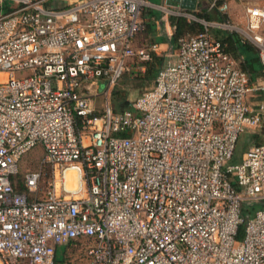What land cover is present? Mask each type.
<instances>
[{
	"label": "built area",
	"instance_id": "obj_1",
	"mask_svg": "<svg viewBox=\"0 0 264 264\" xmlns=\"http://www.w3.org/2000/svg\"><path fill=\"white\" fill-rule=\"evenodd\" d=\"M45 1L0 0V264H58L60 246L83 264H264V207L243 212L264 202V141L229 163L241 134L262 128L264 76L212 33H239L264 72V6L241 27L181 12L204 30L181 36L152 87L116 111L117 80L153 58L134 43L148 1ZM100 84L101 112L89 95Z\"/></svg>",
	"mask_w": 264,
	"mask_h": 264
},
{
	"label": "crops",
	"instance_id": "obj_2",
	"mask_svg": "<svg viewBox=\"0 0 264 264\" xmlns=\"http://www.w3.org/2000/svg\"><path fill=\"white\" fill-rule=\"evenodd\" d=\"M74 1L46 0L45 5L54 8L64 7ZM147 1L148 3L141 14L144 29L137 34L134 42L135 47H148L151 49L155 46L153 56L155 54L163 59H165V53L172 51L178 44V40H174L175 26L171 21L173 16H182L180 13L183 11H194L210 15L211 19L208 20H227L234 25H237L235 22L241 21L245 25L247 23L246 8L249 6H264V0H220L228 3V9L225 12H220L217 9L209 8L210 0ZM189 5H195V7L188 8ZM146 63H149V61ZM249 133L252 134L254 142L264 141V123L259 134Z\"/></svg>",
	"mask_w": 264,
	"mask_h": 264
},
{
	"label": "rangeland",
	"instance_id": "obj_3",
	"mask_svg": "<svg viewBox=\"0 0 264 264\" xmlns=\"http://www.w3.org/2000/svg\"><path fill=\"white\" fill-rule=\"evenodd\" d=\"M13 5V3H11ZM237 26H244L243 22H235ZM239 34V33H238ZM240 35V34H239ZM241 36V35H240ZM165 59L160 64H156L154 69H158L162 66ZM241 62V61H240ZM149 63H142L135 59L131 70L124 73L116 82L114 88L110 93V103L114 110L121 111L123 109L130 108L126 106L127 103H131L138 95H140L145 90L152 87L154 78L149 74V69L152 67ZM144 65V68H143ZM150 65V66H149ZM30 74V72L18 73V77ZM105 86L100 84L98 87L93 88L89 91V95L93 101L94 107L99 111H103L108 103V97L104 92ZM125 105V106H124ZM124 106V107H123ZM254 143V138L252 134L248 131L243 132L237 143L235 153L230 164H239L242 159L243 153ZM45 155L44 147L41 144L33 147L26 153H24L19 162V175L16 179H24L28 171L35 170L39 167L43 157ZM264 207V202H254L248 201L243 205V212L246 216H253L258 209ZM66 247H59V255L61 256V251H64ZM84 262L78 259L69 258L68 264H83Z\"/></svg>",
	"mask_w": 264,
	"mask_h": 264
},
{
	"label": "trees",
	"instance_id": "obj_4",
	"mask_svg": "<svg viewBox=\"0 0 264 264\" xmlns=\"http://www.w3.org/2000/svg\"><path fill=\"white\" fill-rule=\"evenodd\" d=\"M198 16L211 19V16L208 14L198 13ZM222 18L225 19L224 17ZM171 21L172 24L175 26V33H174L175 41H177L181 36L185 34H196L204 30V27L201 23L194 20L189 21L186 17L183 16H173L171 18ZM212 33L217 39L221 40L226 45V50L229 53H231L234 57H236L238 60L241 61L240 63L242 68L247 70L251 74L253 81H256L258 78L264 76V72L259 61L258 52L256 50V47L252 43L242 40L241 36L235 31L213 29ZM162 61L163 58L156 56L154 54L152 61L150 63L152 67H150L149 69V74L154 79L156 77L158 70V69H154V67L156 64H160ZM126 106L129 107L130 103H127ZM16 176L13 178V183L16 188L21 189L24 187L23 181L22 179H16ZM244 233H245V228L242 225L238 229L237 239H242L244 237ZM59 252L60 251L58 249L57 252L58 264H68L69 257H68L67 247L65 248L64 251H61V256H58Z\"/></svg>",
	"mask_w": 264,
	"mask_h": 264
},
{
	"label": "water",
	"instance_id": "obj_5",
	"mask_svg": "<svg viewBox=\"0 0 264 264\" xmlns=\"http://www.w3.org/2000/svg\"><path fill=\"white\" fill-rule=\"evenodd\" d=\"M195 7V5H189L188 6V8H194Z\"/></svg>",
	"mask_w": 264,
	"mask_h": 264
}]
</instances>
